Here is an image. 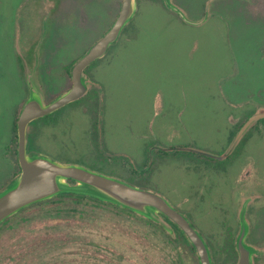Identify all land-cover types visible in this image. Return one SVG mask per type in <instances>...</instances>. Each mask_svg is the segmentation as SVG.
<instances>
[{
	"label": "rangeland",
	"instance_id": "obj_1",
	"mask_svg": "<svg viewBox=\"0 0 264 264\" xmlns=\"http://www.w3.org/2000/svg\"><path fill=\"white\" fill-rule=\"evenodd\" d=\"M122 2L0 0V191L19 175L14 123L31 89L45 104L67 92L71 67ZM171 2L190 22L164 0H137L118 41L86 69L84 97L28 127V152L162 194L217 264H235L226 242L248 207L251 246L261 252L253 261L264 264V120L225 155L244 122L264 111V0ZM169 148L183 150L162 152ZM135 214L74 198L30 207L0 226V264L177 262L173 230Z\"/></svg>",
	"mask_w": 264,
	"mask_h": 264
},
{
	"label": "water",
	"instance_id": "obj_2",
	"mask_svg": "<svg viewBox=\"0 0 264 264\" xmlns=\"http://www.w3.org/2000/svg\"><path fill=\"white\" fill-rule=\"evenodd\" d=\"M164 2L169 9L179 14L186 22H190L183 11L171 0H164ZM136 12L137 0H123L120 12L111 27L73 65L72 86L67 92L53 102L45 104L40 95L31 89L17 121V154L21 171L10 186L0 191V224L23 208L51 199L61 193L82 194L128 209L159 222L172 231L160 218L159 214H163L175 223L196 247L201 264H213L210 249L203 236L191 225L187 216L176 209L162 194L79 164L61 163L39 154L28 153L27 131L30 122L84 97L88 90L86 69L106 55ZM263 118L264 111L249 117L236 133L227 153L234 149L252 123ZM68 179H73L76 184L70 185ZM245 212L244 208L240 215L241 231L237 238L238 264H254L253 256L261 252L245 242L249 231Z\"/></svg>",
	"mask_w": 264,
	"mask_h": 264
},
{
	"label": "flooded vegetation",
	"instance_id": "obj_3",
	"mask_svg": "<svg viewBox=\"0 0 264 264\" xmlns=\"http://www.w3.org/2000/svg\"><path fill=\"white\" fill-rule=\"evenodd\" d=\"M88 91V90H87ZM87 93V92H86ZM264 119V118H263ZM262 119H260V121H261ZM39 121H44V122H51V120L50 121H46V119H42V117L41 118H37V119H35V120H32L31 122H30V124H29V126L30 125H32V122H39ZM257 121H259V120H257ZM256 122V121H255ZM28 126V127H29ZM234 150V149H233ZM233 150H231L229 153H226L225 155H229ZM225 155L223 156V157H225ZM221 156H219V157H217V158H220ZM216 158V159H217ZM252 200V198H247V199H245L244 200V203H246L247 201H248V204H246L247 206L249 205V203H250V201ZM244 203H243V205H244ZM242 205V206H243ZM247 210H246V213L248 214V207L246 208ZM135 215H137V214H135ZM137 216H139V215H137ZM164 220H165V222L172 228V230H173V234L172 233H169V234H167L166 233V231L164 230V232L169 236V238H172V240H173V242L174 241H176V244H180L181 245V247H180V249L182 248V250H180V256H179V258H178V261L176 262H174V264H187V259H189V260H192L195 264H201V262H200V258H199V256H198V254H197V250H196V247L190 242V244L187 242V240H186V238H187V236H186V234L182 231V233H184V235L185 236H183L181 233H179V232H177V231H175V228H173L174 227V225H176L175 223H173L171 220H169L167 217L166 218H164ZM148 221H151V220H148ZM17 222V221H16ZM190 223H191V225L193 226V227H195L196 228V226L195 225H193L192 224V222L190 221ZM239 224H240V229H239V232H238V235H239V233H240V231H241V223H240V220H239ZM177 226V225H176ZM249 226H250V223H249ZM162 228L164 229V227L162 226ZM251 227H249V231H248V233L246 234V237H245V242L247 243V244H249V245H254V243L252 242V237H251V235L253 234V233H251V229H250ZM199 231V230H198ZM255 234V233H254ZM238 235L237 236H235L236 238L234 239L233 237H232V239H231V237H229V240H227V242H226V245L228 246V251H229V254H230V256L233 258H235V264H238V262H239V252H238V249H237V238H238ZM206 243L208 244V246H209V248H210V253H211V258H212V263L213 264H217L216 263V260H215V256H214V252H213V249L211 248V245H210V243L207 241V239H206ZM181 253H183L186 257H187V259L186 260H184V257H183V259H182V256H181ZM185 257V258H186Z\"/></svg>",
	"mask_w": 264,
	"mask_h": 264
},
{
	"label": "trees",
	"instance_id": "obj_4",
	"mask_svg": "<svg viewBox=\"0 0 264 264\" xmlns=\"http://www.w3.org/2000/svg\"><path fill=\"white\" fill-rule=\"evenodd\" d=\"M114 45V44H113ZM98 61V60H97ZM97 61H95L94 63H96ZM94 63H92L91 65H93ZM74 65V64H73ZM90 65V66H91ZM71 70H72V67H71V69H70V72H71ZM21 111V110H20ZM53 114V113H52ZM52 114H49V115H47V116H44V117H42V119H45V118H49V119H51L50 117H51V115ZM262 120H264V119H262ZM17 121H18V119H17ZM14 127H15V129H17V122H15L14 123ZM17 139V141L15 140L14 142H15V146H14V148H13V152H14V154H15V156H16V159H17V162L19 163V161H18V154H17V145H18V137L16 138ZM183 149L182 148H169V149H164V150H162V152L163 153H167V154H172V155H174V154H178V153H180V151H182ZM185 150H187L188 152H194V153H199L200 155H204V156H210L209 154H205V153H203V152H199V151H196V150H191V149H189V148H185ZM29 153V152H28ZM29 154H32L31 152L29 153ZM20 171H21V169H20V167H19V173H20ZM110 175V174H109ZM15 178L16 177H14L8 184H7V186L6 187H8L9 185H11L12 183H13V181L15 180ZM68 182H70V183H76L73 179H68ZM131 184H133V183H131ZM135 185V184H134ZM67 198H74V199H77V200H83V199H88V200H94L95 202H98V203H102V204H111V203H108V202H105V201H102V200H99V199H97V198H95V197H92V196H86V195H82V194H74V193H61V194H59V195H57V196H55L54 198H51V199H48V200H45V201H41V202H38V203H35V204H32V205H30V206H28V207H26V208H23L22 210H20L17 214H19L20 212H22V211H24V210H26V209H28V208H30V207H33V206H39V205H43V204H54V203H57V204H59V202H64V200L65 199H67ZM62 200V201H61ZM116 206V205H115ZM116 207H118V208H120V209H122V210H124V211H126V212H129L130 214H135L134 212H132V211H130V210H128V209H124V208H121V207H119V206H116ZM56 208H58L57 206H56ZM69 209V208H68ZM16 214V215H17ZM160 216H162L163 218H166V216H164L163 214H160ZM9 219H7V220H5L3 223H6L7 221H8ZM3 223H1L0 224V226L3 224ZM173 228H175V231H177V232H179V233H181L183 236H185L184 235V233H182V231H181V229L178 227V226H176V225H174V227ZM186 240H187V242L190 244V241L188 240V238H186Z\"/></svg>",
	"mask_w": 264,
	"mask_h": 264
}]
</instances>
